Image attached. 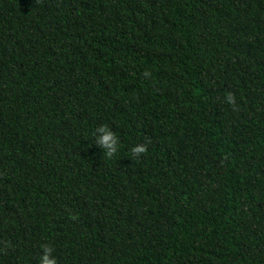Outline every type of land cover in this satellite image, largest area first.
Listing matches in <instances>:
<instances>
[{
  "label": "trees",
  "instance_id": "16d2710c",
  "mask_svg": "<svg viewBox=\"0 0 264 264\" xmlns=\"http://www.w3.org/2000/svg\"><path fill=\"white\" fill-rule=\"evenodd\" d=\"M44 245L264 264V0H0V264Z\"/></svg>",
  "mask_w": 264,
  "mask_h": 264
},
{
  "label": "clouds",
  "instance_id": "9594fccd",
  "mask_svg": "<svg viewBox=\"0 0 264 264\" xmlns=\"http://www.w3.org/2000/svg\"><path fill=\"white\" fill-rule=\"evenodd\" d=\"M227 102L235 106V97L232 93H228ZM235 110V108H234ZM97 133L102 135L96 136V144L103 149V155L106 158H112L118 151L119 140L116 135L107 125H101L96 129ZM134 157L139 158L141 155L146 154L147 145L138 144L132 148ZM53 249L44 245L42 248V255L39 258L40 264H57L56 258L52 255Z\"/></svg>",
  "mask_w": 264,
  "mask_h": 264
}]
</instances>
